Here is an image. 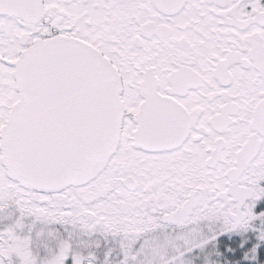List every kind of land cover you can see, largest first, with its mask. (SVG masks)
I'll use <instances>...</instances> for the list:
<instances>
[{
    "label": "snow or ice",
    "instance_id": "snow-or-ice-1",
    "mask_svg": "<svg viewBox=\"0 0 264 264\" xmlns=\"http://www.w3.org/2000/svg\"><path fill=\"white\" fill-rule=\"evenodd\" d=\"M0 264H264V0H0Z\"/></svg>",
    "mask_w": 264,
    "mask_h": 264
}]
</instances>
